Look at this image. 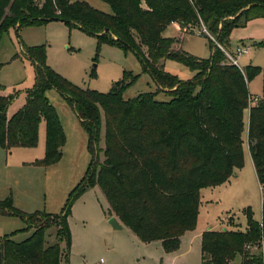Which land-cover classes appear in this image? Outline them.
Returning <instances> with one entry per match:
<instances>
[{"label":"trees","instance_id":"obj_1","mask_svg":"<svg viewBox=\"0 0 264 264\" xmlns=\"http://www.w3.org/2000/svg\"><path fill=\"white\" fill-rule=\"evenodd\" d=\"M102 1L111 6V14L82 0H0V37L10 27L17 31L24 25L64 21L95 35L100 43L132 51L157 87L125 99L123 91L137 79L125 72L107 92L82 89L47 65L45 45L24 47L34 82L25 90L23 105L11 115L8 107L17 93L0 95V147L6 151L35 147L44 121V154L32 163L47 166L60 159L65 134L46 95L48 89H55L86 131L91 160L59 213H24L14 206L11 194L0 199V214L18 216L33 227V233L21 242L8 235L0 239L1 264H59L63 252L57 243L46 245L45 230L59 226L69 250L67 219L72 206L87 187L95 185L109 214L139 240L160 241L165 252L175 251L180 237L195 226L199 189L221 184L241 164L246 109L248 148L258 181L264 183V68L247 65L240 69L228 62L221 49L227 46L233 28L264 17V0ZM200 21L215 39L213 43L207 36V59L184 52L179 37L162 34L172 23L184 27ZM165 59L189 66L194 75L179 80L164 70L161 61ZM260 73L262 95L252 104L247 84ZM159 91L170 98L158 100ZM102 126L104 146L100 147ZM246 218L245 230H205L200 264H232L237 256L238 264H264V202L261 223L250 210ZM251 245L258 248L251 250Z\"/></svg>","mask_w":264,"mask_h":264},{"label":"rangeland","instance_id":"obj_2","mask_svg":"<svg viewBox=\"0 0 264 264\" xmlns=\"http://www.w3.org/2000/svg\"><path fill=\"white\" fill-rule=\"evenodd\" d=\"M82 1L100 12L112 13L111 6L102 0ZM244 26L236 27L234 35L243 33ZM186 27L180 31L178 25L170 24L162 34L173 38L180 36L181 49L189 55L198 59L209 58L207 36L215 43L213 35L202 21ZM37 45H45L49 67L82 89L107 92L123 78L125 72H131L137 79L123 91L125 99L157 90L132 51L115 43H100L95 35L75 25L50 20L21 26L17 31L10 27L0 37V91L17 93L11 112L21 106L20 99L34 82V69L24 47ZM247 55L238 58L239 64L243 65L248 60V63L264 68V46L252 49L250 59ZM161 63L165 71L179 80H188L194 75L189 66L178 61L165 59ZM249 82L251 98L255 101L262 95V74ZM46 95L56 109L65 134L60 159L47 166L32 163L43 157L44 122L40 124L35 147L13 148L6 156L1 152L0 199L11 194L14 206L24 213H59L67 192L81 180L91 160L87 133L79 120V124L77 120L74 123L71 107L55 89H48ZM156 98L166 101L170 95L159 91ZM245 131L241 137V164L233 167L231 175L221 184L199 189L195 226L184 232L175 251L165 252L160 241L143 244L125 225L121 229H113L108 221L113 215L109 214L108 204L97 185L87 187L72 206L74 212L67 219L71 235L69 250H66L60 227L55 224L45 230L46 245L57 243L60 246L63 254L59 264H97L101 258L106 264H200V240L205 230H245L248 210L252 218L261 223L264 189L255 176ZM103 132L102 126L100 147L104 146ZM6 157L7 169L3 165ZM102 158V153H99V159ZM22 160L27 161L20 163ZM15 196L19 204H15ZM32 233L33 227H28L20 217L0 214V239L8 235L12 241L21 242ZM250 247L258 248L256 245Z\"/></svg>","mask_w":264,"mask_h":264},{"label":"crops","instance_id":"obj_3","mask_svg":"<svg viewBox=\"0 0 264 264\" xmlns=\"http://www.w3.org/2000/svg\"><path fill=\"white\" fill-rule=\"evenodd\" d=\"M172 24H178V23H172ZM235 29L236 28H233L232 29V31H231V33H230V36H229V40H228V43H227V46L224 48L225 50H227V51H229L230 53H233L234 51H235V49L237 48V47H239V46H244V45H246V46H249L250 47V51L248 52V54L249 55H247L248 57L247 58H249L250 59V57H251V53H252V49H254V48H256V47H259V45H258V43H260V42H264V17H257V18H254V19H251V20H249L247 23H246V25L244 26V30L245 31H243V33H240V35L238 36V35H234V32H235ZM243 29V28H242ZM239 30H241V29H239ZM180 37V36H179ZM181 46V45H180ZM247 54V53H246ZM245 55V54H244ZM242 56V55H241ZM241 56H238L237 57V66L240 68V69H243L245 66H247V65H253V64H251V63H248L247 61L248 60H245V63H243V65H241V64H239V62H238V58L239 57H241ZM254 66H258V65H255L254 64ZM263 79V78H262ZM249 83L250 82H248V84H247V86H248V91H249V93H250V90H249ZM2 94H5V92H3V91H0V95H2ZM25 93H24V97H22L20 100V104L19 105H23V103H24V101H25ZM250 97H251V93H250ZM49 99V98H48ZM252 99V102H253V98H251ZM12 105V104H11ZM11 105L8 107V115H11L12 113H14L18 108H16L15 110L13 109V111L11 112ZM21 106H19V108L21 107ZM72 112V111H71ZM73 114V120H74V123L76 124V120H77V123L79 124V122H78V118L76 117V115L74 114V113H72ZM248 120H249V110L248 109H246L245 111H244V122H245V133H246V138H247V126H248ZM44 121H41L40 122V124L41 123H43ZM39 128H40V125H39ZM38 135H39V130H38ZM44 145H45V124H44ZM16 148H24V147H16ZM13 149V148H12ZM43 151H44V148H43ZM1 152H4L5 153V156L6 155H8L10 152H11V150H9V151H6V150H4L3 148H1L0 147V159H1ZM44 154V153H43ZM7 157L5 158V161H4V163H3V165H4V167L7 169L8 168V166H7V164H8V162H7ZM25 161H27V160H22L20 163H25ZM251 161H252V158H251ZM7 162V163H6ZM252 164H253V162H252ZM254 166V165H253ZM255 169V168H254ZM255 176L257 177V175H256V172H255ZM257 180H258V178H257ZM259 185H261L260 183H259ZM70 191V190H69ZM69 191L67 192V195H68V193H69ZM67 195L65 196V199L63 200V203H62V205H61V208H62V206L64 205V202H65V200H66V197H67ZM16 199V200H15ZM14 202H15V204H19V202H18V198L15 196L14 197ZM61 210V209H60ZM74 211H73V208H72V213H73ZM47 213H49V212H47ZM50 213H52V212H50ZM114 216V215H113ZM115 217V216H114ZM116 218V217H115ZM117 219V218H116ZM117 221L119 222V224H121L122 225V227H124V225L117 219ZM139 241H141V240H139ZM142 242V241H141ZM152 242H156V241H152ZM152 242H142L143 244H149V243H152ZM161 243V242H160ZM237 258V260H235L236 262L235 263H232V264H238L239 263V261H240V257L239 256H237L236 257Z\"/></svg>","mask_w":264,"mask_h":264},{"label":"built area","instance_id":"obj_4","mask_svg":"<svg viewBox=\"0 0 264 264\" xmlns=\"http://www.w3.org/2000/svg\"><path fill=\"white\" fill-rule=\"evenodd\" d=\"M176 25L179 26L180 31H184V29L185 30L187 29L186 26L181 27L179 24H176ZM221 49L223 50V52H224V54H225L228 62H230V63H232L234 65H238L237 64V57L238 56L244 55V54H246V53H248L250 51V47L249 46H246V45L237 47L233 53H230L229 51L225 50L223 47H221ZM260 186H261V189H264V185H260ZM251 250H254V248L251 249ZM97 264H106V263H105L104 259L101 258L97 262Z\"/></svg>","mask_w":264,"mask_h":264},{"label":"water","instance_id":"obj_5","mask_svg":"<svg viewBox=\"0 0 264 264\" xmlns=\"http://www.w3.org/2000/svg\"><path fill=\"white\" fill-rule=\"evenodd\" d=\"M108 221H109V223L113 229H121L122 228V225L119 224V222L117 221V219L114 216H111ZM1 263H2V253L0 251V264Z\"/></svg>","mask_w":264,"mask_h":264}]
</instances>
